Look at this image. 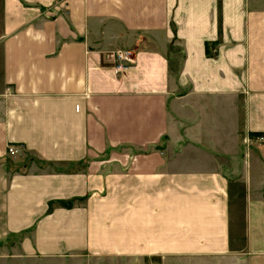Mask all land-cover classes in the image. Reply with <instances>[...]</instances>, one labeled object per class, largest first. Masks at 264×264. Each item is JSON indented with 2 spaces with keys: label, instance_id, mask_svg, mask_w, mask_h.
Returning a JSON list of instances; mask_svg holds the SVG:
<instances>
[{
  "label": "crops",
  "instance_id": "obj_1",
  "mask_svg": "<svg viewBox=\"0 0 264 264\" xmlns=\"http://www.w3.org/2000/svg\"><path fill=\"white\" fill-rule=\"evenodd\" d=\"M0 264H264V0H0Z\"/></svg>",
  "mask_w": 264,
  "mask_h": 264
},
{
  "label": "built area",
  "instance_id": "obj_2",
  "mask_svg": "<svg viewBox=\"0 0 264 264\" xmlns=\"http://www.w3.org/2000/svg\"><path fill=\"white\" fill-rule=\"evenodd\" d=\"M109 57L114 63V70L116 73L130 70L133 67V53L130 50H118L111 53ZM261 140H263V138ZM9 153L17 154L18 150L12 147L9 149Z\"/></svg>",
  "mask_w": 264,
  "mask_h": 264
},
{
  "label": "rangeland",
  "instance_id": "obj_3",
  "mask_svg": "<svg viewBox=\"0 0 264 264\" xmlns=\"http://www.w3.org/2000/svg\"><path fill=\"white\" fill-rule=\"evenodd\" d=\"M134 152H135V150H133ZM19 240H16V242L15 243H17Z\"/></svg>",
  "mask_w": 264,
  "mask_h": 264
}]
</instances>
